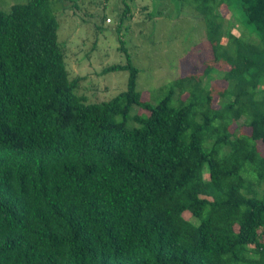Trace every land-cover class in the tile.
<instances>
[{
	"label": "trees",
	"instance_id": "1",
	"mask_svg": "<svg viewBox=\"0 0 264 264\" xmlns=\"http://www.w3.org/2000/svg\"><path fill=\"white\" fill-rule=\"evenodd\" d=\"M179 1L210 56L155 103L129 59L102 70L123 92L78 95L50 0L0 11V264H264V0ZM232 5L260 44L224 33Z\"/></svg>",
	"mask_w": 264,
	"mask_h": 264
},
{
	"label": "rangeland",
	"instance_id": "2",
	"mask_svg": "<svg viewBox=\"0 0 264 264\" xmlns=\"http://www.w3.org/2000/svg\"><path fill=\"white\" fill-rule=\"evenodd\" d=\"M28 1L0 0V11L8 12L12 5ZM50 4L58 14V40L66 48L69 76L84 80L77 93L86 102L109 101L126 89L127 72L102 74L109 65H123L129 59L139 71L136 90L145 100L147 93L156 92V98H151L155 103L164 96L158 92L160 88L170 85L186 68L189 73L198 72L207 59L202 54L210 56L209 48L202 46L206 32L203 21L189 2L129 0L126 5L129 14L122 16V20L121 12L126 8L123 0H50ZM218 13L223 18L225 34L260 44L259 36L243 24L236 5L222 6ZM223 74L221 69H214L204 80V89L213 85L222 88ZM257 95H262L260 90ZM224 103L218 101L220 105ZM134 109L132 113H142ZM262 190L264 185L259 196Z\"/></svg>",
	"mask_w": 264,
	"mask_h": 264
},
{
	"label": "built area",
	"instance_id": "3",
	"mask_svg": "<svg viewBox=\"0 0 264 264\" xmlns=\"http://www.w3.org/2000/svg\"><path fill=\"white\" fill-rule=\"evenodd\" d=\"M106 22H110V20H109V19H107V20H106Z\"/></svg>",
	"mask_w": 264,
	"mask_h": 264
}]
</instances>
